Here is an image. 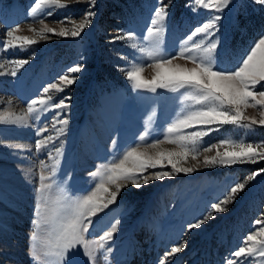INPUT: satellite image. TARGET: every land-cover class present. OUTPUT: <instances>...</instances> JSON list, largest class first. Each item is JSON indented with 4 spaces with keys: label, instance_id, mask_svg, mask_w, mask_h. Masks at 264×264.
Returning <instances> with one entry per match:
<instances>
[{
    "label": "rangeland",
    "instance_id": "1",
    "mask_svg": "<svg viewBox=\"0 0 264 264\" xmlns=\"http://www.w3.org/2000/svg\"><path fill=\"white\" fill-rule=\"evenodd\" d=\"M38 2L0 0V264H61L55 254L57 221L89 197L98 210L84 217V223L89 219L93 223L82 233L84 243L70 253L68 264H228L229 256L241 246L246 248L241 264L245 258L246 264H264V235L257 234L261 227L257 221L264 220V172L248 179L264 168V160L203 166L206 156L224 150L206 152V147L225 140L258 144L264 141V126L251 125L249 120L241 121L249 127L193 125L169 133L168 128L194 112L217 105L198 103L200 93L193 87L153 93L147 87L134 88L127 77L136 69H141V81H151L158 71L171 75L155 67L163 59H171V67L191 69L209 40L217 43L211 54L214 70H233L264 34V5L229 0L222 13H216L195 0H96L91 25L73 38L55 32L83 22L90 0H59L64 8L42 4L43 12H53L43 17L40 11L32 13ZM210 2L221 0H203ZM165 4L167 15L157 16ZM216 15H221L220 21ZM204 23L217 25L211 30L214 35L193 36ZM44 24L55 31H42ZM148 28L159 31L149 35ZM77 64L83 70L71 74L78 76L76 82L62 86L59 77L69 75ZM51 83L64 91L49 88L45 93ZM65 96L71 97V108L65 110L69 123H54L59 110L53 105ZM33 100L37 103L29 112ZM40 100L49 106L43 107ZM242 115L261 118L258 106L244 108ZM45 124L47 130L38 136L37 128L43 130ZM194 132L208 134L194 141L184 139ZM133 150L139 158L187 152L181 166L197 168L189 174L173 173L166 162L148 168L139 173L142 178L161 171L171 175L149 179L146 185L141 179L140 189L128 182L117 201L104 208L108 199L104 188L109 192L116 188L109 182L108 170ZM237 183H244L245 189L224 205L227 211L214 213L211 204L230 195V186ZM209 212L214 219L189 230L192 222ZM113 226L117 230L112 240L102 241ZM181 244V251L173 254L172 247ZM231 259L237 258L231 255Z\"/></svg>",
    "mask_w": 264,
    "mask_h": 264
},
{
    "label": "snow or ice",
    "instance_id": "2",
    "mask_svg": "<svg viewBox=\"0 0 264 264\" xmlns=\"http://www.w3.org/2000/svg\"><path fill=\"white\" fill-rule=\"evenodd\" d=\"M197 5H202L204 7H210L215 10L216 13H222L223 8L227 7L229 0H221V3H208L204 4L203 0H195ZM255 3L259 5H264V0H255ZM44 4L48 8H64L65 5L61 4L59 0H39L36 3V7L32 9L33 15L38 11L41 12L43 16L53 15L52 11L43 12L41 5ZM96 0H90V6L84 13L83 22L75 24L71 30L66 28H61L59 32H55L56 35L60 37L71 36L73 38L79 37L83 30L89 27L95 18L96 13L92 10L95 7ZM168 5L159 7L156 11L157 16L167 15L165 8ZM195 10V9H194ZM68 19V18H65ZM216 21L221 20V15L215 16ZM41 23L43 19L41 18ZM60 23V22H57ZM153 25L156 21H152ZM217 28L216 24L204 23L202 27L198 26L195 32L192 33L195 36L197 33H204L207 36H213L214 33L212 29ZM42 31L54 32L55 30L49 28L47 24H44ZM158 29L156 33H158ZM149 35L154 33L153 28H148ZM9 37L13 35L11 31L7 33ZM117 37L112 38L114 42ZM191 39V37H189ZM216 41H220V37H215ZM9 43H11L9 41ZM155 46L158 48V41L154 42ZM199 48L200 45L197 44ZM217 48V43L213 40H209L208 47L204 50V55L199 58L198 62L191 69L183 67H171V59H163L162 63H157L155 67L157 69H166L171 75H163L159 71L157 75L152 78L151 81H141L139 79L141 69H136L135 71H129L127 77L130 81H133V87L136 89H141L147 87L151 92L155 93L157 89L171 87L173 90L179 88H184L185 86L193 87L197 89L200 93L198 103L202 101H207L211 105H217L215 107H208L206 110L194 112L190 117L178 124L173 125L168 128V132L172 133L174 130L180 127H191L193 125H213V124H237L242 127H249L248 123H241V121H249L251 125L259 124L264 126V34H261L256 41H253V45L250 49L244 53L241 58V62L230 71H220L214 70V63L211 60L212 52ZM189 60L196 61L197 58L189 55L187 57ZM21 64L27 63V61H21ZM83 70L82 65L72 66L68 72L69 75H61L59 77L60 84L62 86H71L76 82L78 76H73L71 74H79ZM13 76L16 75L15 72L12 73ZM259 86V87H258ZM49 88L55 89L57 92L64 91L63 87H58L56 83H51L48 87L44 88V92L48 93ZM52 98L49 97V100ZM37 103L36 100L32 101L29 105V112H32L33 105ZM43 107H48V103L44 100L38 102ZM54 108L59 110L54 113L53 121L54 123H60L67 125L69 123L66 118L65 110H70L71 108V97L65 96L56 102ZM248 106H258L260 110V119H250L247 116L242 115L244 108ZM47 126L45 124L44 129L37 128V135L41 136L42 131H46ZM212 129H209V132ZM208 132H194L189 137H184V139L196 140ZM48 139H51L50 137ZM43 144V138L37 141V148L39 149ZM152 148H156V144H151ZM212 148L221 149L223 151H217L214 156H206L203 160V166L209 167L213 164L221 165H236L244 163H256L258 160H264V141L258 144L253 143H237L234 144L231 141H223L220 144L213 145L211 147H206V152H211ZM187 156V152L182 153H159L156 156H144L139 158L135 150L128 152L124 157V160L120 164L114 165L108 171L111 173L108 179L110 183L116 184L115 191L109 192L107 188H104V192L108 194V199L103 203V207L106 208L108 205L117 201L118 194L122 192V187L126 183L130 182L135 185L137 189L142 187L141 179H143V184L146 185L149 179L160 180L164 177H169L171 173L168 171H161L154 174V176H144L143 178L139 173L146 172L148 168H156L158 165H163L165 162L171 166L173 173H184L189 174L196 170L197 166L184 167L181 166L183 157ZM130 158L132 162L126 166V162ZM192 159L195 160L196 156L193 155ZM260 172H264V168L259 169L252 176L248 177L249 180L254 179L255 176L259 175ZM44 178L41 177V180ZM246 185L244 183H237L230 186V195L225 194L218 202H213L211 208L214 213H223L227 211L224 205L229 202H234L236 196L244 190ZM95 196V193L93 194ZM98 210V206L95 204L93 197H89L83 203L77 204L76 206L66 210L65 214L59 218L56 226V236H55V247L56 253L60 256L61 264H68L70 253L74 249H77L79 245L84 243V238L82 236L83 232L88 231L89 225L93 223L89 219L88 223H84V217H91L95 215ZM213 213H206L205 216H201L197 221L192 222L188 227L189 230L192 228H200L201 225L205 224L208 219H214ZM260 224V229L257 234L264 235V220L257 221ZM116 227L113 226L111 231L105 233L101 237L102 241H110L113 238V233L116 231ZM34 238V237H33ZM254 240L253 235L247 236V241L251 242ZM264 243V242H262ZM101 248L105 247L104 243L100 244ZM184 247L183 244L172 247L171 252L173 254L179 253ZM110 250V246L109 249ZM246 253V248L244 246L239 247L238 250L234 251L233 254L237 259H231V255L228 258V264H241L242 254ZM261 255L264 256V250H261ZM165 264H171L170 261H165ZM246 264V258H245Z\"/></svg>",
    "mask_w": 264,
    "mask_h": 264
}]
</instances>
